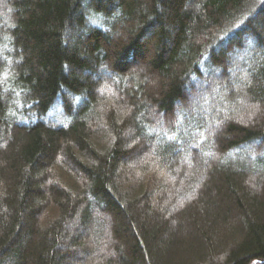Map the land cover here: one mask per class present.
I'll return each instance as SVG.
<instances>
[{"label": "trees", "instance_id": "obj_1", "mask_svg": "<svg viewBox=\"0 0 264 264\" xmlns=\"http://www.w3.org/2000/svg\"><path fill=\"white\" fill-rule=\"evenodd\" d=\"M182 263L264 264V0H0V264Z\"/></svg>", "mask_w": 264, "mask_h": 264}, {"label": "rangeland", "instance_id": "obj_2", "mask_svg": "<svg viewBox=\"0 0 264 264\" xmlns=\"http://www.w3.org/2000/svg\"><path fill=\"white\" fill-rule=\"evenodd\" d=\"M185 263V262H184ZM183 264V263H182Z\"/></svg>", "mask_w": 264, "mask_h": 264}]
</instances>
